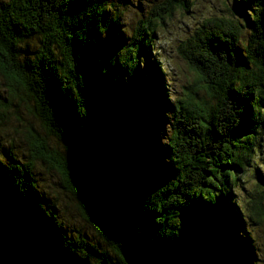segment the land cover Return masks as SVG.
<instances>
[{
	"label": "trees",
	"instance_id": "1",
	"mask_svg": "<svg viewBox=\"0 0 264 264\" xmlns=\"http://www.w3.org/2000/svg\"><path fill=\"white\" fill-rule=\"evenodd\" d=\"M191 6L0 0V184L90 264H258L264 0H234L178 44L192 80L171 95L155 33ZM52 172L94 236L54 204Z\"/></svg>",
	"mask_w": 264,
	"mask_h": 264
},
{
	"label": "rangeland",
	"instance_id": "2",
	"mask_svg": "<svg viewBox=\"0 0 264 264\" xmlns=\"http://www.w3.org/2000/svg\"><path fill=\"white\" fill-rule=\"evenodd\" d=\"M192 6L189 8L188 12L181 11L180 9L175 10L172 18L166 22L164 27L156 29L155 33V46L154 50L157 52L156 58L166 66V70L169 74L168 78V87L171 95H174L176 92L181 90L182 84L190 82L192 80V75L186 63L177 55L176 48L178 44L183 41L185 38L189 37L193 31L200 25V23L207 17L212 15H219L226 17L225 8L233 4L234 0H191ZM144 4L147 3V0H143ZM136 17H131L129 14L123 16V20L132 21ZM125 22V21H124ZM127 22V21H126ZM245 32L249 35V30L246 29ZM240 45L244 46L245 36L242 35ZM27 119L25 115V120ZM29 120L33 119L30 118ZM11 125H14L15 122H10ZM261 140V156L264 158V135ZM53 145H57L58 151H62V147L59 143L53 141ZM249 168L246 176L244 177L245 191L238 190L237 196L239 202L244 205L248 201L247 191L258 186L257 179L254 178V174ZM251 170V171H250ZM242 176V175H241ZM56 183L54 185L53 183ZM45 190L48 191L49 196H52L54 199L53 202L61 210L67 212V216H71L74 220L72 221L78 229H81V232L87 234V236H94V230L84 222L80 214L75 209V201L73 198L64 191L57 179V176L54 172L50 174H45ZM54 195V196H53ZM57 199V201H56ZM199 217V216H198ZM71 219V220H72ZM214 226L215 223L212 222ZM211 224H205L208 228H212ZM247 228L249 234L252 235V240L254 241V246L256 249V255L258 259V264H264V224L261 226H250ZM252 230V231H249ZM208 237V235H207ZM211 238V236H209Z\"/></svg>",
	"mask_w": 264,
	"mask_h": 264
},
{
	"label": "water",
	"instance_id": "3",
	"mask_svg": "<svg viewBox=\"0 0 264 264\" xmlns=\"http://www.w3.org/2000/svg\"><path fill=\"white\" fill-rule=\"evenodd\" d=\"M68 160V158H67ZM0 264H90L60 248L49 231L0 184Z\"/></svg>",
	"mask_w": 264,
	"mask_h": 264
}]
</instances>
